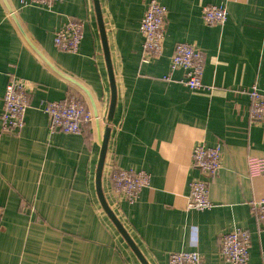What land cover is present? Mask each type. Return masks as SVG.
<instances>
[{
	"label": "crops",
	"instance_id": "1",
	"mask_svg": "<svg viewBox=\"0 0 264 264\" xmlns=\"http://www.w3.org/2000/svg\"><path fill=\"white\" fill-rule=\"evenodd\" d=\"M149 0H100L117 85V106L102 188L108 206L148 264L198 252L202 264H228L219 239L236 229L251 235L248 264H264V231L251 203L264 198V174L252 178L249 157H264V121L252 122L256 87L264 94V0H159L168 11L163 56L142 63L140 23ZM227 9L224 25L203 20L205 6ZM86 19L76 54L60 52L55 32ZM177 43L205 58L192 91L170 63ZM92 94L99 118L80 135L50 133L47 103ZM35 84L25 126L3 135L1 113L9 75ZM111 98L94 1L59 0L53 9L32 0H0V264H142L103 209L96 190L100 142ZM93 113V112H92ZM99 121V123H98ZM221 146V168L206 179L194 165L196 146ZM112 166L151 176L130 205L114 194ZM205 180L213 207L188 210L190 184Z\"/></svg>",
	"mask_w": 264,
	"mask_h": 264
},
{
	"label": "built area",
	"instance_id": "2",
	"mask_svg": "<svg viewBox=\"0 0 264 264\" xmlns=\"http://www.w3.org/2000/svg\"><path fill=\"white\" fill-rule=\"evenodd\" d=\"M59 0H32L37 6L52 10ZM168 11L159 0H149L144 17L140 23L143 36L142 63L148 64L163 56L166 19ZM203 20L209 26L224 25L228 18L225 7L210 5L202 10ZM86 19L67 20L54 35L56 48L63 53L76 54L84 39ZM205 66L203 53L189 43H177L170 63V75L165 81H171L177 70L185 72L182 84L192 91L208 90L202 83ZM35 84L14 74L9 75L5 94L1 123L3 135L16 136L25 126L26 111L30 105ZM252 99L250 119L252 122L264 121V94L256 87L249 91ZM44 112L50 119V133L80 135L87 124L95 122L94 114L78 96L68 95L61 101L47 103ZM221 146H196L193 151L194 165L206 179L214 178L221 168ZM252 178L264 174V157H249L247 161ZM114 194L130 205L136 204L143 190L150 186L151 176L145 171L125 170L112 166L109 171ZM213 207L209 198V185L205 180H195L190 184L188 210L205 211ZM251 211L255 218L263 224L264 231V198L251 203ZM251 235L246 230L236 229L224 233L219 239L221 259L228 264H248L250 260ZM167 264H202L198 252H176L170 254Z\"/></svg>",
	"mask_w": 264,
	"mask_h": 264
},
{
	"label": "water",
	"instance_id": "3",
	"mask_svg": "<svg viewBox=\"0 0 264 264\" xmlns=\"http://www.w3.org/2000/svg\"><path fill=\"white\" fill-rule=\"evenodd\" d=\"M94 1V7H95V12H96V17H97V22H98V27H99V32H100V37H101V42H102V47L104 51V57L106 61V66L108 70V76H109V83H110V90H111V98H110V103H109V108L107 112V117H106V125L104 128L103 132V137L100 142V154H99V159H98V164H97V170H96V190H97V195L99 198V201L105 210L106 214L112 221V223L115 225L116 229L119 231V233L122 235L128 246L131 248V250L134 252V254L137 256L139 261L142 264H148L133 240L131 239L130 235L128 234L127 230L123 226V224L120 222L118 217L115 215V213L111 210V208L108 206L103 188H102V178H103V172H104V166L106 162V157H107V151H108V144L111 136V124L114 121L115 117V111H116V106H117V85H116V78L114 75V70H113V65L110 57V50L108 46V39L106 35V30L104 26V21L102 17V10L100 7V0H93ZM48 63V62H47ZM49 64V63H48ZM50 65V64H49ZM51 66V65H50ZM52 67V66H51ZM60 76L68 80L70 83L76 85L79 87L87 96V99L89 101V104L92 108V112L96 118H99V111L96 105V102L90 93V91L83 86L82 84L78 83L74 79L68 77L67 75H64L63 73H60L57 71L54 67H52ZM99 123V121H98Z\"/></svg>",
	"mask_w": 264,
	"mask_h": 264
},
{
	"label": "bare ground",
	"instance_id": "4",
	"mask_svg": "<svg viewBox=\"0 0 264 264\" xmlns=\"http://www.w3.org/2000/svg\"><path fill=\"white\" fill-rule=\"evenodd\" d=\"M94 116V115H93ZM94 119H95V117H94ZM96 120V119H95Z\"/></svg>",
	"mask_w": 264,
	"mask_h": 264
}]
</instances>
